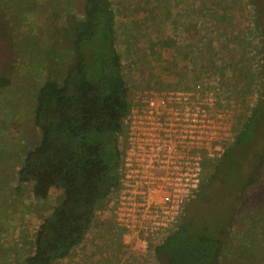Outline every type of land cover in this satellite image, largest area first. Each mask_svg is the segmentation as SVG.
<instances>
[{
	"label": "rangeland",
	"instance_id": "rangeland-1",
	"mask_svg": "<svg viewBox=\"0 0 264 264\" xmlns=\"http://www.w3.org/2000/svg\"><path fill=\"white\" fill-rule=\"evenodd\" d=\"M84 1L0 0V67L11 78L0 87V264H25L41 222L63 196L55 188L47 199L38 198L30 183L18 189V171L41 137L34 112L38 89L72 63L60 30L70 15H82ZM113 5L131 101L143 90H215L218 127L231 131L232 144L256 106L264 108V0ZM257 130L255 152L237 155L229 180L206 172L207 186L186 207L222 238L217 264H264V164L259 167L257 156L264 114ZM109 201L99 206L85 240L54 264H159L154 254L123 250Z\"/></svg>",
	"mask_w": 264,
	"mask_h": 264
},
{
	"label": "trees",
	"instance_id": "trees-1",
	"mask_svg": "<svg viewBox=\"0 0 264 264\" xmlns=\"http://www.w3.org/2000/svg\"><path fill=\"white\" fill-rule=\"evenodd\" d=\"M60 31L72 63L61 78L51 75L38 89L34 112L41 137L26 152L17 188L30 183L38 198L47 199L55 188L63 196L41 222L25 264H54L85 240L99 206L119 186L131 111L113 0H85L82 15H70ZM10 84L0 67V87ZM263 109L256 106L223 156L210 163L212 178L229 180L237 155L255 152ZM257 156L260 167L264 145ZM222 243L209 221L185 213L155 256L159 264H217Z\"/></svg>",
	"mask_w": 264,
	"mask_h": 264
},
{
	"label": "built area",
	"instance_id": "built-area-1",
	"mask_svg": "<svg viewBox=\"0 0 264 264\" xmlns=\"http://www.w3.org/2000/svg\"><path fill=\"white\" fill-rule=\"evenodd\" d=\"M216 98L215 90H143L131 101L120 183L106 199L124 251L155 255L231 144Z\"/></svg>",
	"mask_w": 264,
	"mask_h": 264
}]
</instances>
